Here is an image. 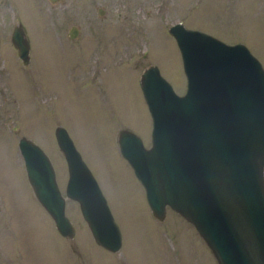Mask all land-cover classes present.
Instances as JSON below:
<instances>
[{
    "label": "rangeland",
    "instance_id": "374dc122",
    "mask_svg": "<svg viewBox=\"0 0 264 264\" xmlns=\"http://www.w3.org/2000/svg\"><path fill=\"white\" fill-rule=\"evenodd\" d=\"M18 21L30 44L28 64L10 40ZM177 21L244 43L264 67V0H0V264H217L179 213L168 208L163 220L152 214L116 140L126 127L151 143L139 83L144 66L155 63L178 93L185 91L180 51L168 31ZM71 24L79 26L74 37L67 35ZM59 124L120 227L116 252L94 241L77 201L66 199L76 229L68 239L34 196L18 138L27 135L47 152L65 194Z\"/></svg>",
    "mask_w": 264,
    "mask_h": 264
},
{
    "label": "water",
    "instance_id": "95a60500",
    "mask_svg": "<svg viewBox=\"0 0 264 264\" xmlns=\"http://www.w3.org/2000/svg\"><path fill=\"white\" fill-rule=\"evenodd\" d=\"M168 31L180 51L185 91L178 93L158 65L145 66L139 82L151 116V143L121 128L120 153L156 218L163 220L168 208L179 213L217 264H264V67L242 42H225L181 21ZM77 32L72 25L68 36ZM10 40L28 64L30 44L21 23ZM54 134L67 165L65 194L47 152L27 135L18 138L35 198L68 239L76 229L66 199L77 201L94 241L120 250L122 233L97 179L67 129L59 124Z\"/></svg>",
    "mask_w": 264,
    "mask_h": 264
},
{
    "label": "flooded vegetation",
    "instance_id": "af4514ba",
    "mask_svg": "<svg viewBox=\"0 0 264 264\" xmlns=\"http://www.w3.org/2000/svg\"><path fill=\"white\" fill-rule=\"evenodd\" d=\"M46 1H48V2L51 3V4H55L54 2H52L53 0H46ZM57 1L62 3V2H64L65 0H57ZM56 3H57V2H56ZM105 12H106L105 7H103V6H99V7H97V13H98V14H101V13H104V14H105ZM101 16H102L101 18L103 19L104 16H103V15H101ZM101 18H100V19H101ZM18 23H21V22L18 21V22H14V23H13L12 30H13V28H14V25H15V24H18ZM72 25H76V24H71L70 26H72ZM70 26H69V27H70ZM76 26H77V31H78L77 34H78V33H79V26H78V25H76ZM68 30H69V28L67 29V35H68ZM11 33H12V31H11ZM10 37H11V35H10ZM29 54H30V52H29ZM149 64H150V63H149ZM154 64H155V63H154ZM147 65H148V64H147ZM147 65H146V66H147ZM144 67H145V66H144ZM143 69H144V68H143ZM140 74H141V73H140ZM139 77H140V76H139ZM139 83H140V82H139Z\"/></svg>",
    "mask_w": 264,
    "mask_h": 264
}]
</instances>
